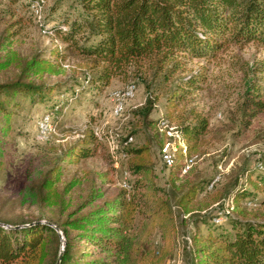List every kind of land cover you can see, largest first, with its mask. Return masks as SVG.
Listing matches in <instances>:
<instances>
[{
	"label": "trees",
	"instance_id": "obj_1",
	"mask_svg": "<svg viewBox=\"0 0 264 264\" xmlns=\"http://www.w3.org/2000/svg\"><path fill=\"white\" fill-rule=\"evenodd\" d=\"M80 4L85 14L72 20L64 17L48 28L61 46L38 52L20 65L16 77L0 82V164L12 118L24 102L36 104L52 101L55 96L62 98L49 111L55 115L66 105L68 98L64 96L69 88L63 90L64 84L42 78L60 74V64L68 53L88 61L84 81L95 88L107 87L114 78L127 77L133 68L151 73L153 80L160 79V85L173 83L167 95L166 118L190 153L208 133L210 120L195 107L183 106L206 81L205 72L187 71L188 61L214 59L229 46L254 43L264 48V0H80ZM13 34L7 32V44ZM1 50L5 54L0 58V73L11 64L7 46ZM253 71L264 73V61ZM252 82L246 83L240 105L244 128L264 111V98L252 88ZM70 93L74 98L75 91ZM156 101L149 100L143 109L144 119ZM159 121L149 123L153 141L134 146L127 143L130 135L119 141L118 149L109 155L112 166L116 154L126 160L130 177L112 195L106 197L102 190L114 183L115 169L109 167L94 174L86 197L62 221L36 218L12 223L0 219V264H56L59 255V264H166L173 253L176 222L170 203L155 183L151 145L155 142L162 149L166 141L165 134L157 129ZM105 139L99 140L93 130H87L62 151L60 164L24 185L19 192L20 202L64 205V197L78 183L72 179L58 189L67 166L96 157ZM183 157L182 147L177 145L169 176L172 186L185 175ZM259 162H264V157ZM255 170V191L230 190L227 198L233 205H228L229 212L217 214L211 223L205 220L207 233L192 236L190 264H264V218H231V211L237 210L240 202L255 204L256 191L264 194V172L257 166ZM182 187L177 206L188 212L203 182L188 180ZM218 218L222 221L216 222ZM156 235L161 241L158 247L153 245Z\"/></svg>",
	"mask_w": 264,
	"mask_h": 264
},
{
	"label": "rangeland",
	"instance_id": "obj_2",
	"mask_svg": "<svg viewBox=\"0 0 264 264\" xmlns=\"http://www.w3.org/2000/svg\"><path fill=\"white\" fill-rule=\"evenodd\" d=\"M38 11L41 13L40 21L37 19ZM81 14L85 13L80 0H0V58L3 59L5 54L1 48L6 45L11 60L8 68L0 73V82L16 77L20 65L38 52L52 49L55 45L61 46L51 33H44L45 29L64 17L72 20ZM7 32L14 33L8 44L5 39ZM261 61H264V48L251 43L243 47L229 46L214 59H194L186 65L188 72H205L206 81L186 99L187 103L183 106L202 111L208 116L210 126L198 146L190 153L186 152V155L197 158L187 173H182L185 175L180 185L170 184L171 169L163 164L160 147L155 142L151 145L155 183L170 203L176 222L173 253L166 264H190L192 236L205 235L207 227L204 221L211 223L218 213H224L227 201L233 205L227 198L230 190L244 188L254 192L256 189L258 172L255 166L259 158L264 157V111L244 128L240 105L246 83L250 80H253L252 88L264 98V73L253 71ZM88 67L85 58L68 53L60 64V74L43 76L45 81L64 84L63 90L69 88L64 96L68 98L66 105L58 111V115L51 113L55 131L48 138H38V122L49 113L55 101L64 99L55 96L52 101L36 104L26 101L13 116L10 135L4 139L5 152L0 164V219L3 221L17 223L36 218L46 222L64 220L67 213L86 197L94 182V174L105 172L109 167L115 169L114 183L102 190L106 197L112 195L130 180L125 159L116 154L112 166L109 155L113 146L118 149L117 143L130 135L132 141L128 143L134 146L146 140L153 141V127L149 123H155L162 117L167 120L166 100L173 83L160 85V79L153 80L151 73L137 72L133 68L127 77L114 78L107 87L99 89L85 83ZM129 86H134V95L124 101L122 113L115 115L113 93L124 92ZM70 90L75 91L74 98ZM154 98L157 101L153 103V110L144 119L141 113L149 100ZM168 125L176 131L173 124L168 122ZM87 130H97L106 139L96 157L82 164L67 166L58 189L61 190L72 179L78 183L63 199L66 211L64 205L21 203L19 192L24 185L37 181L50 167L60 164L62 151ZM183 158L185 161V156ZM218 175L219 180L209 189ZM188 180L202 181L203 189L186 212L177 206V200L184 191L182 185ZM255 195V204L240 202L237 210L231 211V218H264V201H260L264 194L256 191ZM160 244L156 235L153 245L158 247Z\"/></svg>",
	"mask_w": 264,
	"mask_h": 264
},
{
	"label": "built area",
	"instance_id": "obj_3",
	"mask_svg": "<svg viewBox=\"0 0 264 264\" xmlns=\"http://www.w3.org/2000/svg\"><path fill=\"white\" fill-rule=\"evenodd\" d=\"M37 19L38 21L41 20V13L40 11L37 12ZM45 34H50L48 29H45L44 31ZM135 92V88L134 86H129L127 87V89L124 92H114L113 93V99L115 102L114 108H113V113L115 115H120L123 111V105H124V101L126 99H130L133 97ZM38 133L37 136L40 140H44L46 138H48V136L55 131V125H53V118L52 115L50 113H47L45 115H43V117L39 120L38 122ZM157 129L160 133L165 134L166 136V141L161 149V160L163 162V164L167 167V168H171L176 160V151H177V145L182 147V153L185 156V167L183 169V173H186L187 170L189 168L192 167V165L195 163L197 156H188L186 155V150H185V146L180 142V135L176 132L173 131V128H171L168 125L167 120L162 117L160 118V121L157 125ZM95 136L100 140L103 136L101 135L100 132H98L97 130H93ZM132 138H129L128 142H131ZM116 149V146H113V149L111 150V154L114 153ZM258 168L260 170H264V162H259L257 164ZM222 169H220L221 171ZM220 175H218L209 185V189H211L214 184L219 180ZM232 200L229 199V202H231ZM228 205H230L227 201V206L224 209V213H218L219 215H223V214H227L229 212V208ZM231 206V205H230ZM216 222H221V218H218L215 220Z\"/></svg>",
	"mask_w": 264,
	"mask_h": 264
},
{
	"label": "water",
	"instance_id": "obj_4",
	"mask_svg": "<svg viewBox=\"0 0 264 264\" xmlns=\"http://www.w3.org/2000/svg\"><path fill=\"white\" fill-rule=\"evenodd\" d=\"M63 250V249H62ZM60 263V255H59V257H58V260H57V262H56V264H59Z\"/></svg>",
	"mask_w": 264,
	"mask_h": 264
}]
</instances>
